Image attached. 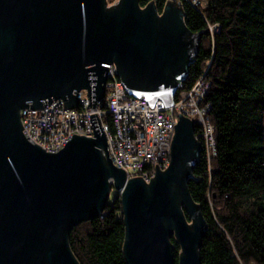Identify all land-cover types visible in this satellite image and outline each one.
<instances>
[{"label":"water","instance_id":"95a60500","mask_svg":"<svg viewBox=\"0 0 264 264\" xmlns=\"http://www.w3.org/2000/svg\"><path fill=\"white\" fill-rule=\"evenodd\" d=\"M203 36L176 0L162 14L138 0H0V264H80L70 235L102 214L114 189L128 264H176L172 238L178 264H202L207 223L188 188L202 152L193 120L179 115L170 165L148 184L113 165L95 113V138L73 134L52 153L28 141L20 112L57 99L76 108L82 90L95 107L109 64L130 96L171 107Z\"/></svg>","mask_w":264,"mask_h":264},{"label":"trees","instance_id":"16d2710c","mask_svg":"<svg viewBox=\"0 0 264 264\" xmlns=\"http://www.w3.org/2000/svg\"><path fill=\"white\" fill-rule=\"evenodd\" d=\"M176 1L187 28L204 33L176 99L201 78L210 83L205 103L217 147L209 164L201 140L188 182L207 223L202 264H264V0H206L198 7ZM138 2L153 3L162 14L173 0ZM125 236L117 197L96 219L73 229L70 246L80 264H128ZM172 243L178 264L181 248L175 238Z\"/></svg>","mask_w":264,"mask_h":264},{"label":"built area","instance_id":"2783aa9c","mask_svg":"<svg viewBox=\"0 0 264 264\" xmlns=\"http://www.w3.org/2000/svg\"><path fill=\"white\" fill-rule=\"evenodd\" d=\"M188 1L198 7L206 0ZM106 74V93L95 107H89L88 91L82 90L76 108H67L63 99H57L42 109H22L20 117L28 141L46 152L57 153L73 134L95 138L90 119L95 113L105 131L113 165L123 168L128 179L142 176L149 184L157 165L161 171L170 165L175 125L182 114L198 125V135L212 164L217 154L215 128L210 104L205 103L210 83L201 78L190 90L183 91L173 106L165 107L163 101H158L152 108L145 97H132L125 91L115 64H109Z\"/></svg>","mask_w":264,"mask_h":264},{"label":"rangeland","instance_id":"374dc122","mask_svg":"<svg viewBox=\"0 0 264 264\" xmlns=\"http://www.w3.org/2000/svg\"><path fill=\"white\" fill-rule=\"evenodd\" d=\"M110 0H107V2L108 3H110L109 2ZM117 196V190L116 189H114V190H112V192H111V196H110V200H112L113 198H115ZM184 209V208H183ZM189 224L190 225H193L194 224V222L189 218Z\"/></svg>","mask_w":264,"mask_h":264}]
</instances>
